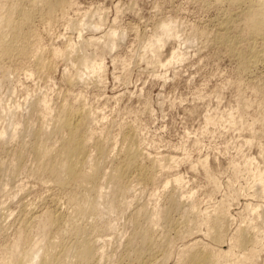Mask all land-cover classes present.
Wrapping results in <instances>:
<instances>
[{"label":"rangeland","instance_id":"1","mask_svg":"<svg viewBox=\"0 0 264 264\" xmlns=\"http://www.w3.org/2000/svg\"><path fill=\"white\" fill-rule=\"evenodd\" d=\"M227 4L223 5L218 0H72L66 13H59L52 25L36 18L34 27L40 39L33 45V50L40 48L45 57L54 59V67L45 75L38 74L31 62L34 60L32 58L26 65L20 61L25 66L19 65V61L14 62L13 66L11 64V74L6 77L0 71V131L6 130L9 134L4 137L6 143L7 140L14 141L7 143L8 147L18 145L25 134L23 129L41 122L43 113L33 109L34 102L41 98H46L52 106L53 116L62 101L87 108L93 114L89 117V120H93L89 121L88 126H91L89 128L92 131L95 130L94 133L97 130L98 134H105L108 126L109 130L112 129L111 135L118 141L117 146H112L111 152L115 149L113 153L121 146L122 135L129 130L135 131L144 149L143 162L150 164L153 157L162 164L159 163V171L156 168L153 184L145 189L136 184L134 195L139 196L140 201L135 200L134 203L145 202L150 208H158L159 211L172 193V196L183 200L184 206L194 203L201 214L194 232L200 230V233H195L204 242H210V238L204 234L207 223L201 218L223 205L224 212L233 217L231 232L240 223H247L259 231L261 245L254 264H264V217L261 215L264 205V134L257 118L260 93L256 88L261 78H264V68H261L264 65L247 69L241 66L238 54L230 55L227 46L217 45L213 39L212 43L214 34L211 32H216L223 13L227 9L235 11L239 8ZM165 20L175 23L177 33L166 37L159 47L153 49L148 46L149 40L154 37L161 21ZM73 21H79L80 27L72 26ZM112 28L117 31V43L111 49L107 43L110 38L105 33ZM96 36L101 37L97 39ZM244 41L242 48L248 43ZM68 45L73 46L75 52ZM55 48H63L67 52L71 50L72 54H67L69 57L65 55L67 58H61V55L55 59L59 56H56ZM175 51L185 55L183 59H173L169 63ZM82 53L89 55L94 63L101 64L97 72H90V66H78L76 57ZM7 63L10 61L7 60ZM78 67L83 68L80 73L83 77L79 76L78 80H81L74 84L75 81L70 82V77H77V71L80 72ZM255 68L258 69L255 71ZM258 80L259 84L256 83ZM262 80L261 87L264 86ZM52 113L46 120L51 119ZM15 128L20 129V133L15 136L18 141L10 134ZM13 148L7 150V155L8 152L12 153ZM89 148L93 152L92 144ZM113 155L111 153V159L116 154ZM28 156L24 162L33 163L32 155ZM112 161L108 159L105 166L108 164L106 167H111L114 164ZM27 166L25 163L13 176L6 172L3 175V180L8 181V184L0 193V225L5 227L7 224L8 228H3L4 234L0 227V264H14L15 257L22 249L18 242L19 224H14L19 223L18 213L24 202L28 200L27 203H31L34 200L35 204L40 203L35 205L39 210L34 208L43 217L42 211L45 213L55 205L52 194L57 195L58 191V196H64L52 182L47 185L50 180L45 179L46 176L40 178L34 175V178L30 175ZM177 177H180L179 181L174 180ZM48 190L52 191L48 194ZM44 196L47 198L44 199ZM178 212L173 216L180 217ZM125 214H105L106 218L113 220L114 225L118 224L110 229L111 232L105 230L102 233V240L109 238L111 240L108 241H113L106 246L109 251L113 247L121 251L118 244L121 241L123 243L129 235V221ZM5 218L9 220L8 223ZM201 221H204V225ZM115 227H118L117 230ZM162 227L160 222L155 228L160 232ZM117 231H127L128 234L123 232L126 237L122 235L121 238ZM111 233L114 238H111ZM114 235L120 236V239ZM33 236L35 240L42 239L37 230H34ZM187 236L188 239L183 241L182 238L176 240L175 250L177 246L181 249L183 243L191 238ZM116 238L120 241L118 244L115 243ZM230 242L229 239L227 243ZM109 261L106 264H110Z\"/></svg>","mask_w":264,"mask_h":264},{"label":"bare ground","instance_id":"2","mask_svg":"<svg viewBox=\"0 0 264 264\" xmlns=\"http://www.w3.org/2000/svg\"><path fill=\"white\" fill-rule=\"evenodd\" d=\"M1 1L0 71H3V76L6 77L12 71L14 62L17 61L18 63L19 61L18 64L20 65L21 61L26 65L33 58L34 60L31 62H33L35 71L38 74L45 75L46 72H49L54 67V59L45 57L40 48L33 50V45L39 42L40 39L35 29L36 26L34 27V21L38 18L42 22L43 19L52 25L59 13H66L72 0H8L5 2L3 0L4 3ZM218 1L223 5L228 3L239 8L237 7L238 9L235 11L226 10V7L222 8L226 11L223 16L221 14L222 18H220L221 16L219 17L221 20H218L216 32H211L212 35L214 34L213 38L210 36L211 41L213 39L214 43L227 46L228 51L231 52L230 55L233 53L238 54L242 61L241 66L247 69L264 65V0ZM73 22L71 23L72 26L80 27L79 21L75 22V25ZM112 29L105 33L110 38L107 43L111 49L117 43L115 38L117 31L114 28ZM175 30L176 25L173 21H161L156 28V33L154 32V37L149 40L148 46L153 49L159 47L166 37L177 33ZM202 32L205 33V31ZM203 33L200 32V34ZM206 34L208 35L209 33ZM99 38L97 37V39ZM244 40H247L248 43H246V47L244 46L245 48H242L241 45H243L242 41L245 42ZM258 43H261L259 44L260 46H258ZM68 47L70 46L68 45ZM53 50H56V56L59 55L55 59L61 55L62 58L71 53V50L67 52L63 48L58 50L55 48ZM73 50L74 48L72 52H75ZM184 55L185 53L182 54L178 51L173 52L169 63L173 59H183ZM238 55H235V57ZM67 57L69 56L67 55ZM7 60L10 63L6 64ZM76 60L79 67L90 66V72L91 70L92 72H97L101 67L100 63H94L93 59L85 53L78 55ZM24 64L21 65L25 66ZM261 68L264 67L261 66ZM79 69L80 72L76 70L79 73L77 77H75V73L73 74L75 76L70 77L68 75L71 79L68 77L70 82L75 81L74 84H76V82L81 80H78V78L82 76L80 73L83 72V68ZM242 69L245 71V68ZM257 69L255 68V71ZM73 77L75 78L73 79ZM262 79L264 78L259 79L261 83H263ZM259 80L256 83L259 84ZM259 85L256 87L258 88L257 92L259 91L258 93H260L257 118L264 134V86L261 87L260 85L258 87ZM0 99L2 101V98ZM62 102L53 116L51 109L52 111L54 110L46 98L35 101L33 109L34 111H41L43 117L41 116L42 119L41 122L40 120L38 121L40 122L38 125L26 126L23 129L25 134L23 131L21 132L24 135H22V139L20 138L21 141L19 140L20 143L18 145L13 144V146L8 147L7 143L12 140H7L8 142L6 143L4 137L9 134H7L6 130L0 131V140H3L0 141V193L4 191L5 186L8 184V181L3 180V175L9 173V175L13 176L18 173L25 166V163L26 166L29 164L24 162V160L29 157L28 154H31L32 156L30 157H33V163L32 159L29 158L32 165L29 164L30 166H27L29 167L28 172L31 173L30 175L40 178L46 176L45 179H49L50 182L47 180V184L46 181H43L47 185L52 182L62 193V196L64 194L63 197H60L57 190V195L56 191H53L55 194H52V198L55 205L53 204L52 208L46 209L45 213L42 211L43 217L36 213L39 210L35 206L38 202L36 204L34 200V203L31 200V203H27L28 200L24 202V206L22 205L23 207L19 210V216L17 215L19 223L16 222L17 224H14V220V223H11V225L19 224L18 238L21 241L18 240V242L22 245L21 251L14 259V264H106V261L109 260L112 264H254L261 245L259 231L247 223H240L231 232L233 217L231 214L224 212L222 209L223 205L214 208L211 213H205V215L203 213L204 216L201 219L207 223V233L205 231L204 234H207L206 236L210 238V242H204L198 233H195L197 230L194 232L201 215L200 210H198L199 207L194 203L186 204V202V206H184L183 200L181 201L175 195L172 196L173 193L169 196L170 198L164 208L159 211L158 208H150L145 202L134 203L135 200L136 202L137 200L140 201L139 196L134 195L136 194L134 187L137 190L136 184L143 188L153 184L156 180L155 171L157 172V170L161 169L158 167L162 163L159 162V159L157 160L153 157L150 159L152 161L148 159L151 162L150 164L144 163V149L139 143L138 135L133 130L125 132L120 141L122 143L120 144L121 146L117 147L119 148L118 150L116 149L117 152L113 153L115 149L111 152L113 150L112 146H117L118 141H115L117 138L113 137V134V136L111 135L110 130L112 129L109 130L110 126H108L109 128L105 127V134H98L97 130L94 133L95 130L92 131V128H89L91 126H88L89 121L93 120H89V117L93 114L89 113L87 108L79 107L82 106L81 104L75 107L66 103L67 101ZM51 113L52 117L50 120L52 121L50 122L48 118V122L46 118L49 115L51 116ZM25 122V125H27V120ZM16 128L10 133L12 138L20 133V129ZM25 135L27 138L23 137ZM15 139L18 141L16 137ZM114 143L117 144L114 145ZM91 144L94 146L92 148L94 149L93 152L89 150ZM14 145H17L15 149L13 148ZM10 147L13 148V151H11V154L8 152L7 155L6 152L10 150ZM111 153L116 154L115 157H113L114 155L112 156V159ZM147 158L145 157V159ZM108 159L110 161L115 159L114 162L112 161L114 164L111 167L109 165L110 169L106 167L107 163L105 166V162ZM174 180L179 181L180 177ZM140 187H138V190H140ZM51 191L48 190V194ZM140 191L142 192V190ZM46 198L44 196V199ZM135 204L137 205L132 208L131 206ZM34 207H37L38 210H35ZM129 208H132V210H128ZM176 212L181 215V218L175 217L177 215ZM261 212L264 217V205ZM174 213L176 214L175 216H173ZM105 214L109 216L114 214L123 216L122 214H125L128 218L129 235L126 237L127 231H123L126 234L125 236L122 231V233L117 231L118 233L120 232L121 238L124 236L127 239H123V243L118 240L120 244H118L117 238L115 239L116 241L113 239L122 248L121 251L118 248L119 252L114 247L111 250H116V252H111V250L109 251L106 248L107 244H110L109 242H113L108 241L109 238L104 239L102 237L108 242H104L101 239L103 231H108L113 226H118V224L114 225L113 220L106 218ZM2 219H4V215ZM125 220L127 221V219ZM6 221L8 223L9 220L7 219ZM160 222L164 228L162 227V231L158 232L157 230L159 229L156 230L155 227H158ZM203 222L201 221V223ZM125 224L127 225V222ZM1 226L4 233L3 228L7 224L5 227ZM117 228L115 227L116 230ZM2 230L0 229V231ZM34 230L39 231L42 236L40 241L39 239L35 240L36 238L33 236ZM123 230L125 229L123 228ZM109 232L105 234L109 235ZM117 232H114V234H117ZM111 235L112 238L113 233ZM187 235H190L191 238L185 244L183 243L181 249L180 246H177V250H175L176 240L182 238L183 241L187 237L189 238ZM229 239L231 242L228 244L227 241Z\"/></svg>","mask_w":264,"mask_h":264}]
</instances>
